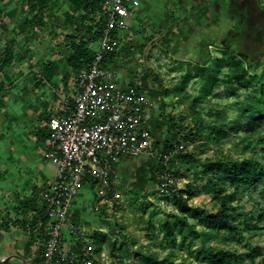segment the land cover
<instances>
[{
  "label": "rangeland",
  "instance_id": "1",
  "mask_svg": "<svg viewBox=\"0 0 264 264\" xmlns=\"http://www.w3.org/2000/svg\"><path fill=\"white\" fill-rule=\"evenodd\" d=\"M7 1L2 0L3 3ZM23 11L27 12L26 5L23 6ZM228 11V20L231 27H235V35L228 38L224 37L223 42L230 45L239 55L241 54L247 60L259 59V68L256 74L258 76L261 75L264 80V0H230ZM18 12V10L13 11L10 16L4 15L0 19V50L5 44L11 43L16 52L15 62L11 65V68L0 73V81L6 73L10 81L17 85L15 86V90L17 91H19L17 89L19 88V83L28 80L31 76L32 78L34 76V79L39 81H43V78L45 79L42 72L34 73L30 69H36V67L41 66L40 64L46 65L48 62H61L64 58V53H67L66 49L64 51L61 49V46L64 45L63 35L67 32H74L73 26L65 29V25L61 23V26L55 29L53 36L39 29L37 26L34 27L32 34L26 33L22 25L14 17ZM79 23L80 21L76 20L75 25ZM216 27H218V24H210L208 29H206L205 36L210 42L219 44L220 40L215 39L213 41V37L211 36ZM13 29H16L19 33L15 40L10 42L9 33ZM165 29L168 31V35H170L168 45L163 42L164 37L168 38L165 35ZM165 29L159 31L156 35H152V24L148 22L144 24L140 34L136 33L135 30H131L130 36L132 39L129 41V44H126V46L129 45L130 47L121 48L118 52L119 58H121L120 63L117 66H112L110 59L105 66L107 68L111 66L117 71L120 79H125L123 80L124 82L127 81L129 85L139 88L140 93L146 96L148 91L157 85L170 92L168 96H158L154 100L148 98L151 101V115L147 125L154 141L161 131L165 132L159 144L163 146L167 141L174 143L172 134L166 132L164 128L154 125V115L172 117L175 122V132H178L179 126L182 124L181 118H185L183 122L185 133L180 142L185 147V151L183 152L191 154L193 159L184 166L178 163L173 155L169 162L159 164L154 163L151 159H139L142 163L148 161V164L156 165L158 171L154 172L152 175L153 179L149 180L142 187H135L132 178L128 179L129 184L125 187L114 184L123 194L124 201L126 202L125 209L109 212L106 208L101 207L95 210L96 196L88 185L80 189L79 195L74 198L77 203L75 206L79 207V213H77L78 222L83 228H90L89 230L97 227L106 230L108 241L105 243L103 251L101 249L99 252L100 254L103 253L104 256H108L109 259L118 255L119 261L117 264H135L137 259L135 253H139V251L141 254H145L146 252L156 253L160 258L169 256L175 264L182 263L183 260L194 262L196 260L194 254L199 246L197 242L192 243L193 245L189 249H186L185 246L180 245L181 242L178 234H176L175 242L172 245L163 239L162 223L173 214V208L172 200L169 197L161 198L158 196L156 192V175L162 171L170 173L175 178L177 187L180 190H183L187 183L198 187H203L208 182L216 184V181L213 179L204 178L200 175L199 171L202 163L206 159H212L216 156L225 155L236 158L238 156L237 152L241 149L239 139L247 137L246 132H249L246 130L245 124H247V121L245 116L241 114L243 109L241 106L245 103L247 92L241 90L237 94L232 95L228 86L217 83L212 88L213 94L205 96L202 101L198 102L197 110L201 113L208 126H212L214 124L213 121L216 119L209 114L217 112L219 119L214 125L215 127L225 126L224 128L228 129L237 122H240V128L232 131L230 140L221 146L213 145L207 133L204 132L202 139L196 142H205L209 145V150L204 153L199 152L198 149H194L191 144L187 143L188 135L193 133V127L190 123L191 111L189 104L193 97L200 96L203 87V79L200 76L203 67L202 65L197 66V63L203 62L196 54L191 55V52L189 54L186 51H181L177 41L178 36H180L178 34L179 30L173 24H167ZM140 35H142V40L138 39ZM153 37L157 39H153ZM97 43L98 41L92 43L91 46L96 48ZM144 47H146V50L143 51L141 48ZM208 50L211 56L210 63L221 56L222 52L215 44L209 46ZM224 71L225 69H223ZM143 72H152L156 79H150L145 84L141 79ZM77 73L70 68L68 72L58 73L59 76L63 75L66 78L65 84L63 82H60L59 85L56 83L43 84L46 87L43 88L42 98H50V102L48 101L46 105V109L48 108V110H45L46 112H60L58 99L54 90L58 89L70 99L71 88L69 83ZM23 78L27 79L24 80ZM185 78L187 80L183 82ZM219 78H222V74ZM181 86H184L182 95L188 98V101L183 104L179 102V96L175 97L176 89ZM159 102L164 104L162 108ZM258 130V128L255 129V131ZM253 137V143L256 147L254 144L251 145L242 156L260 158L264 141H261L263 144L259 145L258 140L264 137V133L258 132ZM86 194H88V201L81 206L82 197ZM256 195L255 192L250 190L235 198L233 204L237 207V212L243 214L251 212L256 200H258L255 199ZM188 205L202 213L215 210L211 194L204 191L188 200ZM95 212H103L104 215L96 217ZM188 222L193 224L195 220L188 219ZM204 246L205 248L212 247L235 252L237 255L243 257V264L249 263L247 255L251 254L253 248L257 247L261 249V254H253V262L254 264H264V226L255 232L242 231L240 234L221 232L217 239L205 242ZM10 248L7 250L8 252L14 250ZM28 250L32 260H40L43 250L42 233L34 240L33 248ZM22 252L28 251L22 250Z\"/></svg>",
  "mask_w": 264,
  "mask_h": 264
},
{
  "label": "trees",
  "instance_id": "2",
  "mask_svg": "<svg viewBox=\"0 0 264 264\" xmlns=\"http://www.w3.org/2000/svg\"><path fill=\"white\" fill-rule=\"evenodd\" d=\"M66 1V6H63L61 5V0H8L5 3L0 0V19L2 16H10L13 11L18 10L19 12L14 17L22 25L24 31L29 34H32L36 26L50 35L55 33V29L59 28L61 23L65 25V29L73 26V33L68 32L63 35L64 45L61 46V49L63 51L66 49L67 53H64L62 64L75 72H79L86 68L92 59L95 47H92L91 44L98 41L105 17L101 13L100 0ZM24 5L27 6V12L23 11ZM194 11L202 15L203 20L197 26L203 27L207 22L206 15L209 8L202 6L194 9ZM76 20L80 21L78 25H75ZM18 33L16 29H13L9 34V41L13 42ZM208 41L200 44L201 56L199 58L203 63H197V66L202 65L203 67L200 72V76L203 79V87L200 96L193 97L189 104L191 111L190 123L193 127V133L188 135L187 143L191 144L194 149H198L199 152L204 153L209 150V145L205 142L196 143L202 139L204 132L207 133L213 145L221 146L230 140L232 131L240 128V122L228 129H225V126L215 127L214 125L219 119L217 112L209 114L216 119L213 121L214 124L212 126H208L201 113L197 110L198 102L202 101L205 96L213 94L212 88L217 83L228 86L232 95L237 94L241 90L247 92L245 103L241 106L243 107L241 114L245 116L247 121V124H245L246 130L249 132H246L247 137L239 139L241 149L237 152L238 156L236 158L225 155L216 156L212 159H206L202 163L199 171L200 175L204 178L213 179L216 184L208 182L205 186L198 187L187 183L183 190H179L176 195L169 197L172 200L173 214L163 221L162 236L164 241L172 245L175 242L176 234H178L180 245L185 246L186 249H189L195 242L199 245L198 250L194 254L196 258L194 262L183 260L182 263L178 264H243V257L235 252L212 247L205 248L204 243L217 239L221 232L230 234H240L242 231L255 232L264 226V142H261L264 141V137L258 140L259 145L263 144L260 158L242 156L254 144L253 136L258 132L264 133V80L261 75L258 76L256 74L259 68V59L247 60L239 56L231 47H223L215 42ZM163 42L168 45L169 37L164 39ZM213 44L222 53L214 62L210 63L211 56L208 47ZM113 55L105 59L104 66L112 59ZM15 59L16 52L14 47H12L11 43L5 44L0 50V73L11 68ZM223 69H225L224 72ZM41 72L46 80H50L55 74L50 64H46ZM221 74L222 78H219ZM141 79L146 84L148 80H155L156 77L152 72H143ZM186 80L187 78L183 82ZM6 82L9 83L10 79L5 73L0 81V107L4 105L2 99L6 95ZM183 89L184 86L178 87L175 92V97L179 96L181 104L188 101L187 96L182 95ZM135 90L140 92L139 88L135 87ZM169 93L168 90L157 85L155 88H151L147 96H145L154 100L158 96H168ZM159 105L161 108L164 106L161 102H159ZM153 119L154 125L164 128L166 132H170L174 141V143L167 141L165 145L160 146V141L165 133L161 131L153 143L158 151L168 153L173 151L174 146L182 145L180 140L185 133V127L183 126L185 118H181L182 124L179 126L178 132L174 130L175 122L172 117L167 115L161 117L155 114ZM257 128L259 130L255 131ZM173 156L183 166L193 159L191 154H185L183 151L174 153ZM145 159L150 160L151 158ZM171 159L172 156L169 161ZM151 160L154 163H161L154 159ZM157 171L156 165L148 164V161L141 163L132 174L133 184L135 187L144 186L149 180L153 179L152 175ZM250 190L257 194L255 199H258L253 210L247 214L238 213L237 207L233 204L234 199ZM203 191L211 194L215 204V210L212 212L202 213L188 205V200ZM25 212L28 213V216L15 220L13 225L26 230L30 237L34 235L35 239L42 233L44 241L43 230L47 220L43 216L40 205L31 209L26 206ZM188 219L195 220V223H189ZM13 225L7 221H2L0 222V230L9 231L10 226ZM107 241V236L102 232H96L90 239L96 252H99L102 249V245ZM253 254H261V249L253 248V252L247 255L249 258L248 264H254ZM135 255L137 258L135 264H175L169 256L160 258L156 253L146 252L141 254L139 251ZM32 263L42 264L41 259H36ZM3 264H10V261Z\"/></svg>",
  "mask_w": 264,
  "mask_h": 264
},
{
  "label": "built area",
  "instance_id": "3",
  "mask_svg": "<svg viewBox=\"0 0 264 264\" xmlns=\"http://www.w3.org/2000/svg\"><path fill=\"white\" fill-rule=\"evenodd\" d=\"M139 0H100L105 20L90 63L69 83L68 99L54 90L59 113L52 112L43 142V156L55 168L52 183L37 193L47 223L43 230L42 264H117L118 255L95 251L71 207L80 189L88 185L96 196L95 210L125 209L114 163L121 158H151L166 163L183 145L161 153L153 143L145 111L151 101L135 86L120 85L115 73L104 66L117 52L119 36L127 29L126 18L139 7ZM159 197H171L180 190L175 178L163 171L156 175Z\"/></svg>",
  "mask_w": 264,
  "mask_h": 264
},
{
  "label": "crops",
  "instance_id": "4",
  "mask_svg": "<svg viewBox=\"0 0 264 264\" xmlns=\"http://www.w3.org/2000/svg\"><path fill=\"white\" fill-rule=\"evenodd\" d=\"M139 1L140 5L133 15L126 18L127 29L119 36L118 50L110 60L112 66H117L120 63L119 50L130 47L126 44H129L132 39L131 30L140 34L144 24L148 22L152 24V35H156L165 29L167 24H173L179 30L180 36H178L177 41L181 51H186L189 54L191 52V55L196 54L197 57H200V44L208 41L205 36L206 29L212 23L213 18L218 17L220 8H223V0ZM66 2V0H61V5L66 6ZM202 6L209 8L206 15L207 22L203 27H198L197 25L203 20V17L193 10ZM165 32V35L169 37L166 29ZM138 39L142 40V35ZM153 39L157 38L153 37ZM141 45L140 47H142ZM141 49L144 51L146 47ZM46 64H50V67L55 71L50 80L43 78V81H39L31 76L28 80L19 83V88H17L19 91L15 90V86H17L15 83L10 81L5 84L6 95L2 99L4 105L0 107V222L7 221L11 225L15 220L28 216V213L25 212L26 206L31 209L40 205L37 193L47 188L55 175L54 166L43 156V139L48 134L47 123L51 113L45 111L48 110L46 105L48 101L50 102V98H42V92L47 84L56 83L59 85L60 82L65 84L66 78L63 75L59 76L58 73L68 72L70 68L62 64V61ZM40 65L36 69L31 68L30 71L41 72L45 65ZM109 69L115 73L120 85L129 84L127 81H123L125 79H120L117 71L111 66ZM44 83L46 85H43ZM150 108L145 111L147 124L151 115ZM139 159L121 158L114 163V171L119 176V180L115 184L122 187L129 184L128 179L132 177L133 172L142 163ZM87 195L82 197L81 206L88 201ZM76 204L74 199L71 210L74 218L78 221L79 207L77 208ZM101 215L104 213L95 212L96 217ZM84 229L89 239L96 232H102L106 235V230L99 227L91 228V230H89L90 228ZM2 230H0V257L3 259L10 255H17L23 258L26 264H33L34 260L29 256L28 249L33 248L34 235L30 237L26 230L18 228L16 225L10 226L9 231ZM104 246L105 244L102 245V251ZM10 247L14 250L8 252ZM22 250L28 252L23 253ZM9 261L10 264L20 263L17 259Z\"/></svg>",
  "mask_w": 264,
  "mask_h": 264
},
{
  "label": "flooded vegetation",
  "instance_id": "5",
  "mask_svg": "<svg viewBox=\"0 0 264 264\" xmlns=\"http://www.w3.org/2000/svg\"><path fill=\"white\" fill-rule=\"evenodd\" d=\"M230 0H223V8L219 10L218 17L216 16L213 18L212 23L213 25L218 24L215 30L212 32L213 41L220 40L219 44L223 47H231L230 45L225 44L224 37H233L235 35V27H231L229 20H228V5ZM225 18V19H224ZM234 26V25H233ZM232 48V47H231ZM233 49V48H232ZM236 51V50H235ZM237 52V51H236ZM238 53V52H237ZM239 55V54H238ZM239 56H242L241 54ZM243 57V56H242Z\"/></svg>",
  "mask_w": 264,
  "mask_h": 264
},
{
  "label": "water",
  "instance_id": "6",
  "mask_svg": "<svg viewBox=\"0 0 264 264\" xmlns=\"http://www.w3.org/2000/svg\"><path fill=\"white\" fill-rule=\"evenodd\" d=\"M11 259H17L20 261L21 264H26L25 260L23 258L17 256V255H10V256L3 258V259L0 257V264L6 263Z\"/></svg>",
  "mask_w": 264,
  "mask_h": 264
}]
</instances>
